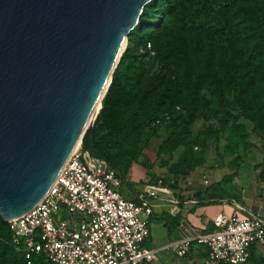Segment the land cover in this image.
I'll return each mask as SVG.
<instances>
[{
    "label": "trees",
    "instance_id": "1",
    "mask_svg": "<svg viewBox=\"0 0 264 264\" xmlns=\"http://www.w3.org/2000/svg\"><path fill=\"white\" fill-rule=\"evenodd\" d=\"M200 119L248 147L252 134L264 136V0H153L128 38L89 138L103 155L90 153L116 169L123 183L140 160L154 179L144 151L165 128L157 158L183 148L168 168L175 184L202 165L194 148L204 141L192 136ZM255 169L264 183V141ZM232 177L208 189L227 193ZM0 264H26L1 216ZM31 264L51 263L36 256Z\"/></svg>",
    "mask_w": 264,
    "mask_h": 264
},
{
    "label": "water",
    "instance_id": "2",
    "mask_svg": "<svg viewBox=\"0 0 264 264\" xmlns=\"http://www.w3.org/2000/svg\"><path fill=\"white\" fill-rule=\"evenodd\" d=\"M153 0H0V216L47 194ZM100 112V111H99ZM99 115V113H98ZM83 148L103 153L89 142Z\"/></svg>",
    "mask_w": 264,
    "mask_h": 264
},
{
    "label": "built area",
    "instance_id": "3",
    "mask_svg": "<svg viewBox=\"0 0 264 264\" xmlns=\"http://www.w3.org/2000/svg\"><path fill=\"white\" fill-rule=\"evenodd\" d=\"M119 172L81 145L67 159L44 198L26 214L8 221L14 248L26 264L43 256L51 264H152L147 246L153 192L127 199ZM205 187L207 175L201 176ZM157 185H163L159 179ZM214 230L199 236L204 264H247L252 248L264 249V220L253 215H218ZM192 241L174 244L185 257Z\"/></svg>",
    "mask_w": 264,
    "mask_h": 264
},
{
    "label": "crops",
    "instance_id": "4",
    "mask_svg": "<svg viewBox=\"0 0 264 264\" xmlns=\"http://www.w3.org/2000/svg\"><path fill=\"white\" fill-rule=\"evenodd\" d=\"M263 141V136L252 134L249 137L250 150L257 156L226 165L227 173L223 172V165L221 169L210 170L200 167L184 179L176 178L175 184L171 175H154L155 178L151 179L142 160L133 164L121 191L130 200H138L140 195L147 196L151 192L155 194L148 199L153 213L147 246L157 250L158 255L152 264H204L207 253L195 239L214 230L212 220L218 215L250 214L264 220V183L259 180L255 169L261 159ZM203 174L207 175L210 185L233 175L227 185L228 192H211L201 181ZM155 179H162L163 185H157ZM185 239L192 243L187 255L179 257L174 244ZM258 250L264 249L254 247L251 256Z\"/></svg>",
    "mask_w": 264,
    "mask_h": 264
},
{
    "label": "rangeland",
    "instance_id": "5",
    "mask_svg": "<svg viewBox=\"0 0 264 264\" xmlns=\"http://www.w3.org/2000/svg\"><path fill=\"white\" fill-rule=\"evenodd\" d=\"M238 122L245 123L248 129L251 128L248 121L243 118H240ZM216 131L217 125L212 120L200 119L194 125L192 134L193 138L204 141V145L198 146L199 149L194 148V158L202 159V165L200 167H205L210 170L217 168L221 169V166L223 165L222 169H225L223 172L227 173L226 165H232V161L236 163L243 158H253V156H257L251 153L250 147H248L245 142H241L237 135H230L228 132L217 133ZM158 134V138L154 140L150 139V143H148L144 151V156L149 162V166L152 168V172L156 177H169L168 168L177 163L182 155L183 148L180 147L175 150L170 156V159L167 157H161L158 159L156 155L158 145L166 139L168 131L165 128H160ZM200 167L193 168L189 175L194 174ZM181 174L182 173L179 175ZM250 259L249 264H263L264 250H258Z\"/></svg>",
    "mask_w": 264,
    "mask_h": 264
},
{
    "label": "bare ground",
    "instance_id": "6",
    "mask_svg": "<svg viewBox=\"0 0 264 264\" xmlns=\"http://www.w3.org/2000/svg\"><path fill=\"white\" fill-rule=\"evenodd\" d=\"M99 111H100V104L96 107V109L91 114V116H90L89 120L87 121V123H86V125H85V127H84V129H83V131H82V133H81V135L79 137V139L77 140V143L75 144V146H74V148H73V150L71 152V154L83 144L84 136L87 134L88 130L93 128L94 123L96 121V117H97Z\"/></svg>",
    "mask_w": 264,
    "mask_h": 264
}]
</instances>
